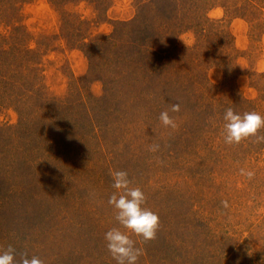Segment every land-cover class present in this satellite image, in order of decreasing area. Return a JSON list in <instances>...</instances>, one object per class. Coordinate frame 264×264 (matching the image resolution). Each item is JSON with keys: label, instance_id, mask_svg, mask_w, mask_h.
<instances>
[{"label": "rangeland", "instance_id": "rangeland-1", "mask_svg": "<svg viewBox=\"0 0 264 264\" xmlns=\"http://www.w3.org/2000/svg\"><path fill=\"white\" fill-rule=\"evenodd\" d=\"M158 1L0 0V252L116 264L124 170L160 220L138 264H264V141L223 135L264 117V0Z\"/></svg>", "mask_w": 264, "mask_h": 264}, {"label": "clouds", "instance_id": "clouds-1", "mask_svg": "<svg viewBox=\"0 0 264 264\" xmlns=\"http://www.w3.org/2000/svg\"><path fill=\"white\" fill-rule=\"evenodd\" d=\"M170 111L179 112V102L172 103ZM159 120L164 127L172 129L177 127L175 119L169 115V110L162 111ZM223 120L225 122L223 135L226 144H239L242 140L251 137L264 141V136L258 135V132L264 129V117L258 112L239 114L233 108L228 107L224 111ZM159 148L160 145L154 143L149 146V151L156 152ZM110 176L112 187L117 191L110 195L107 203L115 210L114 219L120 227H112L106 231L104 234L106 247L116 264H138L143 250L136 246V241L131 237L135 235L144 242L154 240L160 225L159 216L151 209L144 207L145 193L139 186H132L126 171L110 170ZM248 176L251 177L252 173L249 172ZM121 228L128 232L121 231ZM16 256V249L9 245L0 252V264H44V261L37 255L29 256L26 252L20 253L19 260Z\"/></svg>", "mask_w": 264, "mask_h": 264}, {"label": "trees", "instance_id": "trees-1", "mask_svg": "<svg viewBox=\"0 0 264 264\" xmlns=\"http://www.w3.org/2000/svg\"><path fill=\"white\" fill-rule=\"evenodd\" d=\"M158 2H159L158 4H162L160 6L158 5V7L161 9L166 10L169 6H172L171 0H159Z\"/></svg>", "mask_w": 264, "mask_h": 264}]
</instances>
